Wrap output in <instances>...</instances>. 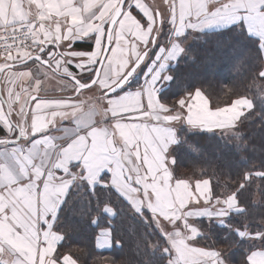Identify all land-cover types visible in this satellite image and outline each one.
<instances>
[{
  "label": "snow or ice",
  "instance_id": "1",
  "mask_svg": "<svg viewBox=\"0 0 264 264\" xmlns=\"http://www.w3.org/2000/svg\"><path fill=\"white\" fill-rule=\"evenodd\" d=\"M164 5L0 0V264H80L63 250L66 228L96 229L90 262L119 264L114 221L125 208L145 229L143 264H233L206 243L204 219L226 228L225 240L234 233L233 245L247 241L239 264H264V216L250 219L244 201L250 189L264 197V161L225 191L206 170L194 181L177 176L174 154L187 143L181 134L219 133L243 149L246 122L264 125V0ZM197 39L254 46L259 111L247 95L210 106L195 85L169 98L175 68L195 62ZM52 81L61 95L49 94Z\"/></svg>",
  "mask_w": 264,
  "mask_h": 264
},
{
  "label": "trees",
  "instance_id": "2",
  "mask_svg": "<svg viewBox=\"0 0 264 264\" xmlns=\"http://www.w3.org/2000/svg\"><path fill=\"white\" fill-rule=\"evenodd\" d=\"M225 39L228 37L225 36ZM191 47L194 49L195 62L181 61L175 68L176 81L169 90L170 99H176L183 94L184 88L195 85L201 87L209 96L211 106L214 104L223 106L240 95H247L256 102L255 111H259L262 94L257 85L261 81L256 79V73L260 70L261 62L254 54H248V49L254 46L242 42L237 44L234 50L231 47L216 48L211 44L205 46L197 39L191 41ZM243 131L247 140V146L243 149H238L235 142L227 137L221 139L219 133L213 135L189 132L186 137L181 134L187 143L174 148L177 159L175 174L194 180L201 176L202 170H206L214 185L219 181L221 190H227L223 188L225 183L229 187H234L243 170L252 164L259 166L260 162L264 161V125H261L259 118H255L250 123L246 122ZM244 201L250 209L249 218L259 221L261 216H264V197L259 193L253 194L250 189ZM252 201L255 203H251ZM65 217L69 223L72 222L71 212L66 213ZM101 223L102 226H106ZM231 223L239 227L242 219L234 214ZM114 224L124 244L122 248L114 247L111 254L117 257L119 264H143L148 258L143 250L141 236L145 231L143 223L138 218L134 219L132 213L125 208ZM199 226L209 232L210 239L206 243L224 251L230 256L233 264H239L247 241H241L238 246L233 245L231 241L236 239L234 233L225 240L224 237L228 235L227 229L215 224L209 227L206 219L200 221ZM64 231L69 234L63 242V250L67 251L70 248L80 264H101L100 261L90 262L89 259L97 253L94 247L96 229L71 231L66 228Z\"/></svg>",
  "mask_w": 264,
  "mask_h": 264
},
{
  "label": "crops",
  "instance_id": "3",
  "mask_svg": "<svg viewBox=\"0 0 264 264\" xmlns=\"http://www.w3.org/2000/svg\"><path fill=\"white\" fill-rule=\"evenodd\" d=\"M151 3L153 4L152 1H151ZM153 6H158L161 10H166V5H164V0H154ZM0 62H2V60H0ZM2 87H3V85H2ZM46 87H48L49 94H51V95H61L62 94L58 91V85L56 84L55 81L50 82L49 84L46 85Z\"/></svg>",
  "mask_w": 264,
  "mask_h": 264
},
{
  "label": "rangeland",
  "instance_id": "4",
  "mask_svg": "<svg viewBox=\"0 0 264 264\" xmlns=\"http://www.w3.org/2000/svg\"><path fill=\"white\" fill-rule=\"evenodd\" d=\"M151 1L153 2V4H154V0H145V2H147V3H149L150 5H152L153 6V4L151 3ZM190 43H191V41H190ZM141 79H142V77H141ZM261 98H262V96H261Z\"/></svg>",
  "mask_w": 264,
  "mask_h": 264
},
{
  "label": "water",
  "instance_id": "5",
  "mask_svg": "<svg viewBox=\"0 0 264 264\" xmlns=\"http://www.w3.org/2000/svg\"><path fill=\"white\" fill-rule=\"evenodd\" d=\"M0 88H2V84L0 83Z\"/></svg>",
  "mask_w": 264,
  "mask_h": 264
}]
</instances>
